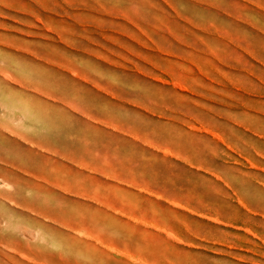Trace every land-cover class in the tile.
I'll list each match as a JSON object with an SVG mask.
<instances>
[{
    "label": "rangeland",
    "instance_id": "rangeland-1",
    "mask_svg": "<svg viewBox=\"0 0 264 264\" xmlns=\"http://www.w3.org/2000/svg\"><path fill=\"white\" fill-rule=\"evenodd\" d=\"M0 264H264V0H0Z\"/></svg>",
    "mask_w": 264,
    "mask_h": 264
}]
</instances>
